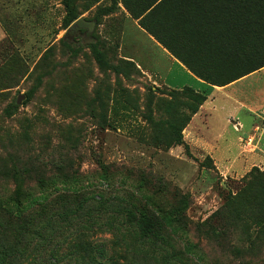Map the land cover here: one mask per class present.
<instances>
[{"label":"rangeland","instance_id":"374dc122","mask_svg":"<svg viewBox=\"0 0 264 264\" xmlns=\"http://www.w3.org/2000/svg\"><path fill=\"white\" fill-rule=\"evenodd\" d=\"M70 3L79 17L95 21L92 32L64 28L65 0H0V197L14 203L22 191L23 222L30 221L13 264H162L147 240L106 223L116 210L126 217L113 200L158 216L178 206L181 195L189 203L182 225L164 232L182 247L183 264H264V161L222 173L192 145L187 127L201 100L175 90L184 75L153 60L154 45L124 0ZM245 55L192 62L224 81L250 64L232 63ZM37 84L28 102L18 100ZM198 85L187 86L206 95L209 87ZM16 101L18 110L7 115ZM64 192L98 202L77 211L57 199L44 204ZM45 210L64 225L44 228Z\"/></svg>","mask_w":264,"mask_h":264},{"label":"trees","instance_id":"16d2710c","mask_svg":"<svg viewBox=\"0 0 264 264\" xmlns=\"http://www.w3.org/2000/svg\"><path fill=\"white\" fill-rule=\"evenodd\" d=\"M65 1L67 4V15L64 20V28H69L72 23L80 17L74 6L71 5V0ZM128 1L129 0H124V4L130 10L132 17L136 18L146 31L162 43H165V38L161 33L163 31V24L165 25V23L172 22L174 25L179 26L180 24H183V22L195 20L184 19V17L180 18L182 13L187 12L185 11L186 9L181 6L183 4H187L183 3V1L186 0H175L177 8L173 6L171 10L175 11L172 15L177 17H172V20L170 19L171 17H169V13L165 12L166 10L164 8L170 1L173 0H143V2L138 1L134 3L133 6H131ZM203 1L204 0H191V2H194L195 4L197 13L201 14L202 12L205 13V15L215 17V21L218 24L217 31L219 37L226 42L223 47L228 44L229 48H231V46L234 47L236 54H247L243 57H239L232 63L234 65H240L244 63L245 60L251 62L244 68H240L239 70L235 69L236 72L229 75L230 77L224 81L214 79L211 73L203 71L192 61H183V63L197 76L214 85L229 84L256 69L263 67L264 0H208L210 5H206V7ZM140 5H142L141 8ZM201 5L203 8L200 7ZM70 30H76V28L70 27ZM231 40H233V43H231ZM88 47L91 48L98 62L105 63L103 54L96 43H89ZM252 61H256V63L252 65ZM237 65H235V67H237ZM38 86L39 84L32 87L25 95H21L18 100L25 97L23 103L28 102ZM183 91L192 93L201 100L198 108L194 111L195 114L206 100V95L195 91L189 86H185ZM17 110L18 102L16 101L10 103L5 111L7 115L12 116ZM208 158L211 159L210 156H208ZM261 176L264 178V171L261 173ZM15 194L16 197L13 199L14 203L11 200L13 196L7 200L0 197V264L15 263V255L17 252L22 250L19 247L18 240L22 237V232L27 231V227L30 222L29 220L27 222H23V218L26 217L25 213L28 210L24 209L25 206L21 203L20 197L22 191L19 190L18 193L15 192ZM95 197L96 196L94 195L82 199V197L76 192H74V194L64 192L56 197L51 196L49 198L51 201L44 199V204H50V202L54 201L52 199H57L59 204L62 203L63 208L66 210H74V206H77L74 210L77 211L82 206L84 207L85 204L87 206H91L95 201L98 202ZM181 197L182 199L178 206L166 209V212L158 216L151 214L149 209L146 207L134 212L131 210L133 208L135 209L133 205L125 202L118 203L113 200L115 202V208H118L120 205H124L125 209L123 210V213H125L126 217L123 219L120 218V210H116L113 212V215L108 218L106 225L113 228V230L124 228L125 233L128 234V236L129 234H133L142 244H144V240H147L148 245H151L155 251H161V258H156L158 263L183 264L182 247L173 242L174 238H172L170 233L164 232L171 229V231L176 233L182 225L184 219H181V215L188 207L189 203L185 195H181ZM117 200L123 202L120 198H117ZM41 216L44 228L53 227L54 222L62 223L63 225L66 222V219L60 217L59 214L50 215L47 210L43 211ZM202 225H200L199 228ZM214 232L215 235H217L219 229L214 228ZM171 233L173 234V232ZM15 238L16 241L14 240ZM123 238L128 237L127 235H124ZM159 243H167L169 247L168 250L159 248Z\"/></svg>","mask_w":264,"mask_h":264},{"label":"crops","instance_id":"0c3cea01","mask_svg":"<svg viewBox=\"0 0 264 264\" xmlns=\"http://www.w3.org/2000/svg\"><path fill=\"white\" fill-rule=\"evenodd\" d=\"M183 3H187L181 5L187 12L182 13L180 18L195 20L183 22L179 26L172 22L163 24L161 33L165 43L146 31L137 19L131 18L153 43L156 55L153 60L158 61V64L165 61L166 68H177L184 75L183 85L179 89L192 80L199 82V90L204 84L210 89L206 91V100L187 127L192 145L210 156L222 173L248 171L256 161H264V67L226 85L211 84L193 73L183 61L224 60L229 58V54H235V51L228 44L223 47L226 42L219 37L214 16L197 13L191 0ZM203 3L205 7L210 5L208 0ZM173 6L177 8L175 0L164 8L171 20L177 17L172 15L175 12L171 10ZM200 7L203 8L202 5ZM163 71L166 83L167 76ZM254 82H258V85L251 86ZM215 122L220 128H214Z\"/></svg>","mask_w":264,"mask_h":264},{"label":"water","instance_id":"95a60500","mask_svg":"<svg viewBox=\"0 0 264 264\" xmlns=\"http://www.w3.org/2000/svg\"><path fill=\"white\" fill-rule=\"evenodd\" d=\"M95 21L87 20L84 17L78 18L75 22L72 23L71 27L73 28H86L89 32H92L95 28Z\"/></svg>","mask_w":264,"mask_h":264}]
</instances>
